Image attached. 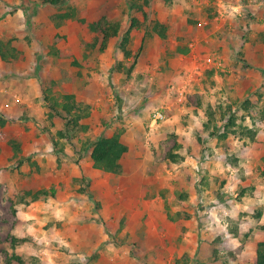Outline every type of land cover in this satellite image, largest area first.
<instances>
[{"label": "rangeland", "instance_id": "obj_1", "mask_svg": "<svg viewBox=\"0 0 264 264\" xmlns=\"http://www.w3.org/2000/svg\"><path fill=\"white\" fill-rule=\"evenodd\" d=\"M239 3L243 16L237 9ZM256 5L257 13L264 15V0H174L172 4L154 0L147 23H163L167 37L152 33L142 45L141 34L130 27L127 0H64L60 8L39 0H0V38L12 39L24 53V59L13 61L14 65L0 59L4 130L12 135L21 132L18 154L0 140V264L14 252L21 254L24 264L98 261L95 252L84 254V248L95 243L84 237L98 234L100 227L112 235L113 225L109 220L102 224L96 217L101 206L88 187L91 182L72 177L71 184L67 183L68 175L61 171L88 167L85 146L97 136L112 133L113 127L115 133L119 126L135 124L141 129L137 136L142 150L150 154L140 167L148 196H166L169 216L197 215L208 226L201 242H194L195 247L201 243L195 257L182 255L170 262L160 257L162 261L157 262L251 264L257 242L264 240V123L258 122L264 120V97L215 95L211 76L215 70L227 78V68L222 59L202 52L212 23L221 30L240 17L244 25L254 19ZM64 9L73 11L74 17L57 24L52 16ZM101 17L119 26L104 51L98 49L99 33L87 25ZM139 19L143 20L141 13ZM180 20L186 21L185 29L178 27ZM258 20L264 26V19ZM128 29L125 49L131 54L125 56L121 43ZM56 34L63 39L54 44ZM236 35L233 38L240 37ZM196 39L202 45L195 46ZM240 41L248 46L254 42L252 33ZM54 49L70 51L72 57L59 58L52 53ZM48 77L57 83V99L73 94L74 113L80 116L77 124L71 123L70 116L60 118V108L52 110L44 99ZM155 109H162L165 118L152 125ZM230 118L233 126L228 124ZM227 125L236 130L228 139L221 137ZM62 139L69 143L71 157L63 150ZM174 165L190 171L187 184L196 195L188 206L194 207L197 201L196 212L181 207L173 194L160 192L164 188L161 173L175 171ZM173 185L181 186L180 181ZM59 188L62 192L58 193ZM39 191L46 194L40 193L36 200ZM78 210L86 218L74 215ZM234 230L241 236L233 234Z\"/></svg>", "mask_w": 264, "mask_h": 264}, {"label": "crops", "instance_id": "obj_2", "mask_svg": "<svg viewBox=\"0 0 264 264\" xmlns=\"http://www.w3.org/2000/svg\"><path fill=\"white\" fill-rule=\"evenodd\" d=\"M242 6L240 3L237 5L240 15L242 13L241 16L245 15L242 12ZM258 7L257 5L253 7L254 19H250L249 22L247 20L244 25L240 23V17H238V20L231 19L227 26L224 24L221 30L213 26V23L207 28L212 36L207 33L206 44H204L205 50L202 55L209 54L222 59L228 72L226 78L218 76L214 70L213 76H211L214 81L210 85L215 86L212 89V91H215V95L224 94L226 96L228 93L227 95L233 96L250 97L254 95L259 98V95H261L264 97V74L261 75L257 72L264 71V26L258 25L259 21H262L258 18L264 19V15H262L263 12L257 13ZM228 12L231 13V11ZM256 13L258 16H256ZM216 32L219 36L216 35ZM251 33L254 42L244 46L240 39L250 36ZM235 35L240 37L233 38ZM232 38L233 40H231ZM194 44L195 46L197 44L202 45L197 39ZM244 52L246 53L244 54ZM243 56L245 57L244 60ZM245 62L246 64H244ZM246 66H252V68L249 70ZM253 67L257 71H254ZM28 106L30 105L28 104ZM160 110L163 112L162 109ZM27 111L30 116L35 115L34 112H30L31 109L30 111L26 109V113ZM20 122L22 123V119H20ZM258 122L264 123V120L261 119ZM113 129L112 133L116 131V127H113ZM140 130L136 124L117 128V131L121 133L120 139L128 146V151L121 161L122 170L120 173H100V169L94 168L88 146H85L88 153L85 161L88 167L75 168L72 166V169L67 170L69 172H66V170L61 171V173L68 175V178H66L67 183L71 184L72 177H84L91 182L88 187L95 191L101 206L100 211L95 212L96 217H100L99 220L102 224H106L109 220V224L113 225L112 235L104 230V227H100L98 234L84 237L87 240H95V243H92L90 247H85V252L83 251L87 256H91L94 252V255L98 256V261L95 260L90 264H103L102 262H105L104 264H159L157 261H162L160 257L166 258L168 262L173 257L182 255L195 257L196 253L199 252L201 243L195 247L194 242H201L202 237H205L208 233V230H206L207 224H202L197 215L189 216V218L181 215L178 217V215L174 218L167 214L168 198L166 196H156L152 199L148 196L150 192L143 180L144 175L140 167L150 154L149 151L142 150L143 145L141 146L139 142L140 135L137 136V131ZM20 133L17 132L15 136L18 137ZM112 133L110 131L108 135ZM233 135L235 134L229 135L227 139ZM18 139L20 138L18 137ZM67 143V141L66 144L63 143L62 139L63 150L67 151V154L70 153L69 157H71L70 145ZM254 143L259 145L258 142ZM80 158L77 155L75 160L79 162ZM188 161L184 160V162ZM124 162H127L126 167H124ZM175 167V165L172 166L175 170L173 172L166 170V172L161 173V187L164 188L160 192L173 194L175 199H178L176 203L178 202L181 207H185L193 201L195 202L196 193L187 184V181L191 180L190 171L185 169V172H183L182 169H176ZM168 179H171L170 184L166 181ZM179 181L181 186H177L179 187L177 189H180V191L173 185V183L178 184ZM181 188H184V190H181ZM183 191H186L188 195L183 194L185 193ZM57 192L62 191L59 188ZM70 194L72 192L68 193V195ZM197 206L198 202L196 201L194 207H188L190 209L194 208V212H196ZM80 213H82L81 210H78L74 212V215L86 218L84 214ZM130 255H132V258H130ZM254 255L255 248L251 257ZM107 257L111 259L110 262L106 261Z\"/></svg>", "mask_w": 264, "mask_h": 264}, {"label": "trees", "instance_id": "obj_3", "mask_svg": "<svg viewBox=\"0 0 264 264\" xmlns=\"http://www.w3.org/2000/svg\"><path fill=\"white\" fill-rule=\"evenodd\" d=\"M43 4L51 5L57 8H60L63 5L64 0H39ZM154 0H127V7L130 12L128 16L130 27L135 28L138 33L141 34L142 45L145 41L146 36L152 35V33L156 34L160 38L164 39L167 37L166 26L159 22L158 20H153L151 26L149 25V15L147 11L152 6ZM163 2L167 4H172L174 0H163ZM139 13L143 15V20L139 19ZM74 17V12L70 10H61L56 12L52 19L56 20L57 24H60L66 19H72ZM213 16L208 15V19H212ZM188 21V20H187ZM190 21V20H189ZM192 22V21H191ZM88 29L92 32L99 33V41L100 45L98 47L99 51H104L107 47V43L110 37L115 36L119 31V26L113 24L105 19V17H101L97 21L90 22L87 24ZM150 28L151 32L148 30ZM178 27L180 29L186 28V21L180 20L178 22ZM142 31V32H141ZM129 29L125 32L122 37L121 47L124 51V55H130L131 52L125 49V44L127 43V35ZM63 39V36L60 34H56L53 37V43L56 44L60 40ZM12 39L3 40L0 38V59L3 61H22L24 59L23 51L17 49L12 44ZM94 44H91V46ZM140 45V46H142ZM55 48L54 46L51 49ZM181 51V50H180ZM53 54L62 57H72L70 51H64L61 49H54ZM136 57V54H135ZM74 61V60H73ZM14 65V63H13ZM130 72V69L128 70ZM74 80L75 78H69ZM57 83L52 77H48L47 86L44 88V99L47 101L48 105L52 110L57 111L58 107L59 112L57 115L60 118H66V116L71 117V123L73 125L77 124L80 116L74 113L76 109V104L74 101L73 94H63L60 99H57ZM245 103V102H244ZM246 103L248 101L246 100ZM62 111V112H61ZM6 118L0 115V140L5 141L12 149L14 154H18L21 151V142L15 135L8 133L4 130V126L6 124ZM70 123V122H69ZM228 124L231 126L234 125V120L232 118L229 119ZM68 125V123H67ZM222 132L221 137L227 138L230 134H235L236 130H231L228 128ZM254 132L250 133V138L254 137ZM89 154L90 158L93 162L94 167L100 169L103 172H109L113 174H118L122 170L121 161L124 155L128 151V146L120 139V133L115 132L112 135H100L97 136L89 145ZM40 193L46 194V191L36 192L34 199H38V195ZM233 234L237 236H241L237 233L236 230L233 231ZM251 264H264V240H260L256 244L255 255L249 260ZM4 264H24V261L19 252L12 253L10 257L5 261ZM71 264V263H69Z\"/></svg>", "mask_w": 264, "mask_h": 264}, {"label": "built area", "instance_id": "obj_4", "mask_svg": "<svg viewBox=\"0 0 264 264\" xmlns=\"http://www.w3.org/2000/svg\"><path fill=\"white\" fill-rule=\"evenodd\" d=\"M173 86V85H172ZM174 87V86H173ZM179 96L181 97L183 95L182 90L178 92ZM165 118L164 113L160 109H155L152 111L150 116V123L153 125L160 120H163Z\"/></svg>", "mask_w": 264, "mask_h": 264}]
</instances>
